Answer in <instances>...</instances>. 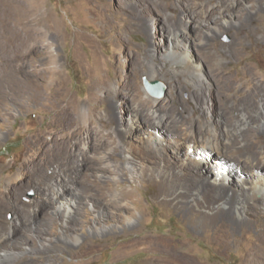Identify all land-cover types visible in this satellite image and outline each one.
Returning <instances> with one entry per match:
<instances>
[{
  "label": "rangeland",
  "instance_id": "rangeland-1",
  "mask_svg": "<svg viewBox=\"0 0 264 264\" xmlns=\"http://www.w3.org/2000/svg\"><path fill=\"white\" fill-rule=\"evenodd\" d=\"M183 1L193 11L216 8L220 4V0H41L44 12L50 17L45 25H40L48 36L42 42L44 50L52 54L47 62L51 61L56 67L50 80L53 79L52 83L56 82L55 85L59 84L61 88L63 86L61 91L65 100L74 99L82 111L79 120L82 133L59 148L55 159L46 168V175L52 181L60 173L76 172L83 162L87 166L82 170L86 175L97 174L95 170L100 171L96 169L99 164L110 166L113 172L109 171L108 177L98 183L94 181L97 188L88 193L93 194L90 196L92 199L103 197L106 210H112L113 221H100L98 216L107 212L85 199L82 211L90 221L81 220L77 230L64 235L62 225L70 218V212L63 209V204L57 206L54 203L48 208L52 214L51 226L42 241L49 244L48 240L52 239L55 244L50 250L32 255L40 256L37 257L38 262L46 255H54L63 264H171L181 255L195 264H264V190L257 195L258 200H250L252 206H246L240 215L234 206L227 204L225 197L243 193L253 184H262L264 188V171L259 174L255 166L243 165L227 156L222 160L214 151L206 150L193 141L189 147L188 140L183 137L178 148L173 143L175 136L169 130L170 134L156 132L163 131V128L146 119L148 128L154 129L151 134L134 114L139 106L148 108L162 104L170 114L172 109L171 115L175 118L181 117L180 112L185 106L188 113L201 122L215 123L218 122V114L228 109L232 111L231 123L235 124L242 120L243 115L253 112L249 104L264 105V8L258 19L242 28L223 32L211 45L217 52V60L229 67L227 76L233 85L220 93L208 70L206 74L211 79L201 86L203 99L198 102V98L191 95L196 88L186 80V61L200 59L205 63L199 48L209 27H200L197 19L190 18L186 25L189 35L184 37V41H179L183 51H172L169 20L177 18L178 22L184 21V14L188 13L181 5ZM253 4L255 0L248 1L245 8L252 9ZM219 11H214V18ZM194 24L199 25L198 31H195ZM233 38H242L238 42L245 46L243 60L233 59L226 52ZM203 51L210 52V49ZM248 62L255 64V68H246ZM152 67L159 71L157 77L150 79L147 73ZM23 74L25 78L27 75ZM145 77L163 81L167 85L166 94L162 97L150 95L144 86ZM175 84L185 87V90L180 89V94L184 95L182 102L173 93ZM259 84L262 86H257ZM20 105L27 106L24 101ZM212 110H218L217 115L213 116ZM31 111L16 112L14 130L10 129L9 135L0 143V159L12 165L4 172L0 186L7 183L6 174L17 173L19 179H25L26 172L32 167L31 162H24L18 168L25 151L24 133L45 127L48 117L43 118L46 113L40 109ZM109 112L117 118L113 124ZM86 116L91 119L97 135L89 134ZM253 124L258 127L261 123ZM90 135L93 141V150L89 152L92 161L87 163L83 159ZM252 139L257 145L256 151L264 154V133ZM121 140L127 145L128 153L125 155L118 152ZM199 147L208 153L207 158L211 160L201 161L206 159L202 150L198 151ZM219 163L226 168H221ZM67 164L74 169L70 173L67 172ZM203 164L208 168L204 169ZM225 169L229 172L225 173ZM184 173L189 174L185 176ZM189 176L197 182L193 186L195 192L213 193L217 191L214 188L221 185L226 194L214 209L229 215H220L223 217L221 222H214L215 229L209 232L191 224L182 214V208L175 206L179 203L176 195L181 193L183 180ZM90 179L95 180V177L90 176ZM101 184L107 185L109 190L101 188ZM130 190L134 191L132 195L125 194ZM36 196L35 188H30L23 199L30 201ZM75 202L73 200V205ZM8 219L14 220L13 213L8 215ZM112 224L118 227V234L102 236L96 232L108 230ZM124 227L128 228L127 232L123 231ZM35 234L27 231L24 238L35 245ZM31 258L27 257V261Z\"/></svg>",
  "mask_w": 264,
  "mask_h": 264
},
{
  "label": "bare ground",
  "instance_id": "bare-ground-1",
  "mask_svg": "<svg viewBox=\"0 0 264 264\" xmlns=\"http://www.w3.org/2000/svg\"><path fill=\"white\" fill-rule=\"evenodd\" d=\"M248 1L251 2V0H220L221 5L218 3L216 8H212V6L211 9L203 8L196 9V11L186 7L183 1L181 5L188 13L184 14V21L178 22L177 18H169V33L170 38L173 39L172 51L174 52L183 51L182 44L180 45L179 41H184V37L189 35L186 25L190 22V18L194 17L197 19L200 27H209V31H205V34H203V44L199 48V54L205 63H201L200 59L193 62L190 60L186 61V80L190 86L196 88L191 95L195 99L198 98V102L203 99L201 86L206 83V80L210 81L211 79L206 74L208 70V74L215 78L219 92L227 90L233 85V81L227 76L230 70L229 67L217 60V52L212 50L211 45L223 32L232 28H242L245 24L248 25L251 21L260 17L259 13L264 8V0H255V5H252V9L245 8V4ZM158 6L160 7V5ZM224 7L229 8L225 9ZM215 10H220L219 15L215 16L216 18L213 17ZM49 18L42 8L41 0H0V143L9 135L10 129L14 130L13 120L17 117L16 112H30L32 109H40L46 113L43 118L48 117L45 127L24 133L25 151L18 168L20 169L24 162L32 163L31 169L26 172L25 179H19L17 173L6 174L7 183L0 186V264H63L58 262L54 255H46V258L39 260V262L37 257L40 256H32L41 254L48 249L50 250L54 246L52 239L48 240L49 244L42 241L43 236L48 233L49 225L51 226L50 217L52 214L48 212V208L50 206L53 207L54 203L57 206L63 204V209L70 212V218L62 225L64 235H70V232L77 230L81 220L86 223L90 221V218L86 219L87 215H84L82 211L84 209L82 203L85 202V199L91 200L90 203L93 202L94 207L99 208V210L107 212V214L98 216L100 221H113L111 220L113 219L111 218L112 210H106V204L101 199L103 197H94L92 199L90 196L93 197V194L88 193L89 190L97 188L94 185L95 182L98 183L100 179L107 178L109 171L113 172L110 166L99 164L96 169H100V171L95 170L97 174L86 175L82 171L87 167L86 162H83L80 167L78 166L76 172L71 174L62 172L64 175L59 172L60 174L55 176L52 181L51 177L46 175V168L55 159L59 148L64 147V143L73 136L77 137L82 133L79 130V120L82 117L80 104L74 99L65 100L66 97L61 91L63 86L61 88L59 84H57L58 86L55 85L56 82L52 83L53 79L52 81L50 80L56 67L54 63H50L51 61L47 62V60L49 61L52 58V54L44 50L45 47L42 40L43 38L47 40L48 36L44 27L40 26L42 24L45 25ZM208 21L211 22L208 24ZM198 27L199 25L194 24L195 31H198ZM238 40L242 41V38H233L232 45L229 46L226 52H229L233 59L243 60L245 46L243 43L240 44ZM179 48L182 49L178 50ZM205 48H209L210 52H204ZM247 64L246 68H255V64L252 62ZM158 71L157 68H150L147 73L148 78L157 77ZM23 73L27 75L25 78ZM257 86L262 85L259 84ZM180 89L185 90V87L175 84L173 93H175V98L177 97L182 102L184 95L180 94ZM22 101L27 106L22 107L20 105ZM249 107L253 108V112L249 113L248 116L242 114V120H238L235 124L231 123L232 111L228 109H223L221 114H218L217 118L219 117V119L215 123L212 121L201 122V119L198 120L195 115H190L185 106H183V112H180L181 117L175 118L171 115L173 114L172 109L170 114L162 104H154L148 108L139 106L135 109L134 114L138 119H141V124L145 125V129H149L151 134H153L154 129L150 130L148 128L146 119H151L156 127L163 128V131L157 130L156 132L167 134L169 130L176 137L175 139L173 135L171 136L174 137L173 143L178 148L182 143L180 140L183 137L188 140L187 144H189V147L193 141L206 150L214 151L221 159L227 156L243 165L255 166L260 174L262 173L261 170L264 171V154L262 151H256L257 145L252 141V138L257 134L264 133V117L262 116L264 105L255 106V103H252L249 104ZM211 112L214 116V114L217 115L218 110H212ZM109 114L110 121L112 120L113 124L117 118L113 116L112 112H109ZM86 118V120H89L87 127L89 134L95 133L91 119L89 116H86ZM257 121L261 123L258 127L253 124ZM90 137L87 150H84L85 157L83 161H87V163L92 161L89 152L93 150V141L91 135ZM171 137L169 139H172ZM126 147L127 145L121 140L120 148L118 149L119 154L125 155V152L128 153ZM201 147H199L198 151L202 150V155L206 159L201 161L206 163L210 158H207L209 155L206 154L208 153ZM211 155L213 154L211 153ZM198 159L200 160L199 156ZM217 160L221 162L220 159ZM220 164L219 166L221 167ZM203 165L205 166V164ZM11 167V163L0 159V183L4 180V172ZM186 167L183 168L184 171ZM67 168L69 173L74 170L71 168V164H67ZM203 168L208 167L205 166ZM230 168L232 170L231 166ZM225 171V173L229 172L226 169ZM188 174L184 173L185 176ZM230 175L232 176L233 174ZM90 176H94L95 180H91ZM194 180L192 176H189L183 180V183L181 182L180 190L182 191L176 195V200L179 203L175 206L182 208V214L191 224H196L197 228L201 226L205 232H209L215 229L213 227L214 222L217 224L223 218L222 216L226 217L229 215L219 212L220 209L219 211L214 209L216 207L215 204L220 203V200L226 194L221 185L216 186L214 190L217 191L213 193L206 191L195 192L193 186L197 182L195 183ZM108 185L110 186L111 184L109 183ZM100 186L105 190H109L107 185L101 184ZM262 187V184H253L246 188L243 193H238L236 196L227 197L226 195V202L229 206H234L236 213L240 215L246 206H252L250 200H258L256 197L264 190ZM30 188H35L37 196L30 201L24 200L23 198ZM121 189L125 192L124 188ZM133 193L134 191L130 190L126 191L125 194L129 196ZM192 194L194 195L192 196ZM73 200L76 201L75 205H73ZM70 209L73 210L70 211ZM201 210L213 212L205 214L206 212L202 213L200 212ZM77 211H82V213L79 214ZM10 213L14 215V220L12 221L8 219ZM27 231L36 233L33 240L35 245L28 241L26 237L24 238ZM123 231L127 232L128 228L124 227ZM96 232L101 233L102 236H108L113 233L118 234V227L112 224L108 230ZM29 256L32 258L27 261ZM184 258L178 255L171 264H195L189 258Z\"/></svg>",
  "mask_w": 264,
  "mask_h": 264
},
{
  "label": "water",
  "instance_id": "water-1",
  "mask_svg": "<svg viewBox=\"0 0 264 264\" xmlns=\"http://www.w3.org/2000/svg\"><path fill=\"white\" fill-rule=\"evenodd\" d=\"M144 86L148 93L155 97H162L166 94L167 85L159 80H149L147 77L144 78Z\"/></svg>",
  "mask_w": 264,
  "mask_h": 264
}]
</instances>
